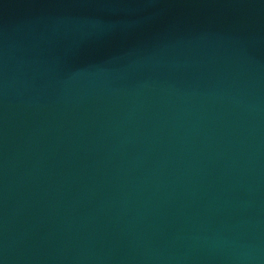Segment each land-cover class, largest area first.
I'll use <instances>...</instances> for the list:
<instances>
[{
  "label": "water",
  "instance_id": "water-1",
  "mask_svg": "<svg viewBox=\"0 0 264 264\" xmlns=\"http://www.w3.org/2000/svg\"><path fill=\"white\" fill-rule=\"evenodd\" d=\"M0 264H264V0H0Z\"/></svg>",
  "mask_w": 264,
  "mask_h": 264
}]
</instances>
